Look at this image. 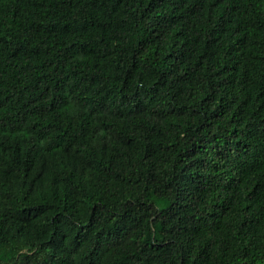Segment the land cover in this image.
I'll list each match as a JSON object with an SVG mask.
<instances>
[{"label": "trees", "instance_id": "trees-1", "mask_svg": "<svg viewBox=\"0 0 264 264\" xmlns=\"http://www.w3.org/2000/svg\"><path fill=\"white\" fill-rule=\"evenodd\" d=\"M0 264H264V0H0Z\"/></svg>", "mask_w": 264, "mask_h": 264}]
</instances>
